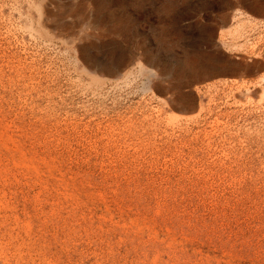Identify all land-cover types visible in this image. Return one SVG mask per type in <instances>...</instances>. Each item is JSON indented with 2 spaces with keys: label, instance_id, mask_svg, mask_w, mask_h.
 Here are the masks:
<instances>
[{
  "label": "rangeland",
  "instance_id": "obj_1",
  "mask_svg": "<svg viewBox=\"0 0 264 264\" xmlns=\"http://www.w3.org/2000/svg\"><path fill=\"white\" fill-rule=\"evenodd\" d=\"M0 264H264V0H0Z\"/></svg>",
  "mask_w": 264,
  "mask_h": 264
},
{
  "label": "water",
  "instance_id": "obj_2",
  "mask_svg": "<svg viewBox=\"0 0 264 264\" xmlns=\"http://www.w3.org/2000/svg\"><path fill=\"white\" fill-rule=\"evenodd\" d=\"M231 63L235 64V68L229 71L230 76H239L243 73V68L241 67V63L232 61Z\"/></svg>",
  "mask_w": 264,
  "mask_h": 264
},
{
  "label": "bare ground",
  "instance_id": "obj_3",
  "mask_svg": "<svg viewBox=\"0 0 264 264\" xmlns=\"http://www.w3.org/2000/svg\"><path fill=\"white\" fill-rule=\"evenodd\" d=\"M233 60H229L227 61V64H229L231 70L234 69L235 67V64L231 63ZM241 63V67L243 68V72H247L248 74H251L252 73V67L251 66H248L242 62H239ZM193 110H196V108H194Z\"/></svg>",
  "mask_w": 264,
  "mask_h": 264
}]
</instances>
